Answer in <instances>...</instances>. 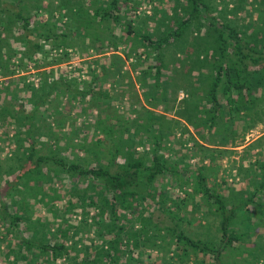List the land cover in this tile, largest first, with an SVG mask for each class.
<instances>
[{
    "label": "trees",
    "instance_id": "trees-1",
    "mask_svg": "<svg viewBox=\"0 0 264 264\" xmlns=\"http://www.w3.org/2000/svg\"><path fill=\"white\" fill-rule=\"evenodd\" d=\"M207 1L174 0L172 12L161 21L163 26L149 31L137 27L131 16L135 13L132 5L138 0H89V5L86 0H60L66 15L63 25L69 24V28L58 31L54 22L48 23L42 17V13L52 12L41 0H0V122L6 124L0 130V148L13 147L6 158L9 162L2 163L0 156L3 260L9 264L57 260L64 264H146L141 255L145 247L131 248L139 242L162 254L170 253L169 261H185L190 253L199 252L211 254L212 264H225L221 258L227 253L240 257L231 264H264V260L256 263L245 258L253 249L241 250L242 233L233 225L236 214L249 209V202L262 205L254 198V191L264 190V157L255 162L259 181L254 182V189H239L238 195L226 200L218 190L219 183L209 184L203 164L190 173L185 161L180 163V157L172 156L171 146L166 145V150L161 147L173 139L175 132L178 135L174 139L180 145L195 133L207 143L231 142L233 119H254L250 114L259 103L256 90L264 86V33L256 27L246 31L247 25L237 27L221 21L210 14ZM236 2L240 4V0ZM116 24L122 25L121 33L113 31ZM186 30L190 36L180 48V55L170 60L176 72L186 64L183 71L188 74L181 85L184 96L177 116L133 102L124 114H116L114 108L107 113L99 110L88 124L93 135L78 136L80 125L74 119L70 121L71 106L84 99L97 108L103 103L100 98L111 100V88H106L104 82L106 76L120 69L123 56L112 54L114 66L101 65L99 70L87 63L85 70L90 76L80 78L81 87L74 77L53 75V66L69 60V47L102 52L106 46L115 49L122 44L124 58L130 55L127 48L131 45L143 47L146 57L151 52V62L141 70L150 77L142 97L147 105L158 101L165 108L166 90L171 83L161 81V68L168 65L164 50L180 40ZM72 36L78 42H73ZM13 43L17 48L12 47ZM50 50L54 54H49ZM135 52V61L139 60L132 64H142V52ZM119 91V95L124 94L121 88ZM61 96L64 100L60 102ZM209 129L212 132L207 136ZM197 144L200 149L207 147ZM189 174L192 191H198L219 216L217 246L190 237L179 226L184 194H190L183 186L188 184ZM72 177H76L75 183ZM167 177L170 183H178L183 194L172 195L162 183L157 185ZM65 185L66 209L79 204L95 209L89 222L81 220L88 225L82 228L84 232L93 226L94 235L105 238L99 246L78 247L68 224L62 226L55 220ZM147 199L172 222L159 224L150 214L135 222L133 215L145 204L149 206ZM36 204L45 214L51 212V219L45 214L32 216ZM81 209L85 211L83 206ZM84 223L81 226H86Z\"/></svg>",
    "mask_w": 264,
    "mask_h": 264
},
{
    "label": "rangeland",
    "instance_id": "rangeland-1",
    "mask_svg": "<svg viewBox=\"0 0 264 264\" xmlns=\"http://www.w3.org/2000/svg\"><path fill=\"white\" fill-rule=\"evenodd\" d=\"M29 1L30 0H24V2L27 3H29ZM86 1V4L89 5V0ZM91 1L92 0H90V2ZM173 1L174 0H138L137 5H132L135 13H132L131 16L135 18L137 27L142 30H155L157 27L163 26L161 24L162 19L172 12ZM1 2L7 3L9 0H1ZM207 3L210 14L219 18L221 21L229 22L237 27H244L247 25L246 31L253 30L254 27H256L261 34L264 33V0H240L239 5L236 0H208ZM41 4L48 6L51 10L52 13L50 15L44 12L42 13V17L46 18L48 23L54 22L57 27L56 30L60 31L63 27L66 29L69 28V24L63 25L66 15L65 9L60 3V0H41ZM129 4L131 3L129 2ZM129 10L130 9L128 8V12ZM143 17L144 19L140 20ZM119 25H113L114 32L121 33L122 25ZM189 32V30H186L184 36L180 40L175 44H170L164 50L165 54L163 55L167 59L168 65L167 67L161 68V81L163 82V80H165L171 83V86L166 90L167 101L165 103V108H162V105L158 101H153L147 105L142 97V95H144L143 91L146 89L144 86L149 88L148 82L150 81V77L149 73H142L141 70L142 66L151 62V52H149L146 57L142 50L143 47L138 46L137 48H134V46L131 45L127 48L130 55L124 58V55L122 54L124 46L122 44H118L115 49L110 45L106 46L105 49L103 48L104 51L102 52H97V50L93 49H81L76 45L75 47H73L74 45L69 47L67 50L70 56L69 60L53 66L56 68L53 75L57 76L59 73L64 74L67 78H76L77 82H79L80 78H88L90 76L89 72L85 70L87 63H89L90 66L95 67L96 70H99L101 65L105 68L114 66L116 61H113L114 56H111L112 54H118L121 57L123 56V60L119 63L120 69L114 74L106 76L107 80L104 82L106 88H111L113 94L111 100L108 97L100 98L103 103L99 104L97 108L91 106V104L94 105L93 102L89 103L84 99L74 102L73 106H71L70 121L74 119L76 125H80V128L76 129L77 134H79L78 136L90 138L93 135L92 129L88 124L93 121V116L99 110L101 113H107L109 111L113 112L114 108V110L116 109V114H124L131 109L133 102H135L134 105L142 103L149 106L155 112H163L166 115L177 116L175 114H178L177 110L179 109V106H182L180 99L184 96V91H182L181 85L188 77V74H185L183 71L186 68V64L181 66L176 72V70L172 68L173 65L170 60L175 56L180 55L179 50L183 46L185 40L190 36ZM8 39L11 42V32L8 33ZM70 39L75 43L78 42L77 37L72 36ZM44 46L48 47V44L46 43ZM12 47L17 48V43H13ZM135 50L142 52L139 56L140 60L144 59L142 64H132L139 60L137 59L135 61ZM52 53L53 50H50L49 54ZM143 56H145V58ZM94 59H96L97 62H95ZM175 66H178L177 62L175 63ZM121 72H123V75ZM190 73L195 74V71H191ZM189 76L191 75L189 74ZM78 85L82 87L81 82H79ZM120 88L124 94L119 95ZM256 92L258 94L259 103L253 107L250 114L254 119L247 120L244 117H235L231 123V142L221 144L207 143L195 133L192 138L194 141L191 138L186 139L183 141V145H180L174 139L178 135V132H175L173 139L170 138L168 141L161 144L162 149H165L166 145L171 146L172 156L180 157V163L185 161L190 173H193V171H191L193 168L203 164L205 166L204 172L208 176L207 180L209 184L214 185L219 183L218 190L224 195L226 200L233 199V196L238 195L239 189L244 188L253 190L254 182L257 183L259 181V178H257L258 169H256V160H262L264 157V111L259 112V109L264 108V86L262 87V90L257 89ZM62 98L63 97L61 96V99L59 100L60 102L64 100ZM220 100L224 101L223 98H220ZM255 111L257 113H254ZM255 116L258 119H255ZM83 124L85 126H82ZM248 124L250 125V128H248ZM5 125L4 122H0V130H4ZM8 129L10 128L8 127ZM211 132L212 129H209L205 133L209 136ZM197 143H203L207 147L200 149ZM12 148V145H6L3 148H0V156L3 157L2 163L9 162L6 158L11 153ZM74 149H76V147ZM79 154H82V151H79ZM165 154L170 155L169 152H165ZM191 176L192 174H189L188 184L183 185L186 191L190 192L191 195L184 194L186 198L182 208L179 209V213L182 215L179 226L182 227L184 232L190 237L199 238L207 243H212L217 246V241L220 235L218 229L219 216L198 191H192L193 179ZM178 179H180V176ZM71 180L72 183H75L76 177H72ZM171 181L172 182L170 183L169 178L167 177L159 181V183L157 182V185L162 183L169 192H172V195L183 194L178 183L175 180ZM66 186L68 185H65L63 187L64 189L62 188L63 191L61 193V198L57 202L58 207L56 208L57 215L55 216V220H57V223L60 222L62 226L68 224L72 230L73 239L77 240L78 247H81L82 245L89 248L92 247V245L99 246L101 240L105 238L101 239L96 237L94 235L93 226L90 227L87 232L85 231V233L82 228L88 227V225L81 220V218H85V220L89 222V216H91L95 209L87 204H79L77 207L66 209ZM78 188L82 190L83 187L78 186ZM80 189H78V192H80ZM261 189L257 188L254 191V198L257 201H260L262 205L256 206L254 203L249 202V209L246 211H239L233 221L234 229L237 232L242 233L241 250L244 251L246 248L253 249V251H250L245 258L256 263H261L264 260V190ZM180 196L181 195H178L177 198ZM147 201L149 203L152 202L149 199H147ZM149 203V206L145 204L137 214L133 215L134 218H137L135 222H141V220L146 218L149 214L151 219L157 221L159 224L172 222L169 216L162 213L158 208H154L153 203ZM80 205L83 206L85 211L82 212V206ZM37 206L38 204L34 206L37 210L34 209L32 216L45 214L43 209ZM128 215L129 213L127 216ZM45 216L51 219L52 214L51 212H46ZM81 223H84L86 226H81ZM77 228L78 232H75ZM72 237L69 243H72ZM79 237L81 238L79 239ZM140 246L145 247V250L141 255L145 258L146 264H212L213 262L211 254L206 253L201 255L199 252L190 253L185 261H178L176 259L169 261L168 256H171L170 253L162 254L156 249L146 247V245L144 246L139 242L131 244L133 250L140 248ZM70 252L73 254L72 250ZM253 253L255 257L253 256ZM3 259L4 253L3 251H0V264H9ZM221 260L225 264H231L240 261V257L234 256V254L229 255L227 253L222 256ZM243 263L246 264V262ZM18 264L24 263L19 261ZM44 264L64 263L61 260H57L54 263L46 261Z\"/></svg>",
    "mask_w": 264,
    "mask_h": 264
}]
</instances>
